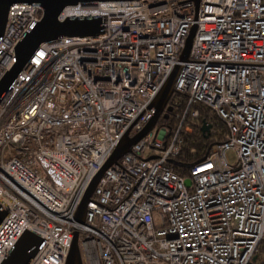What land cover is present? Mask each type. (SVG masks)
<instances>
[{"label": "built area", "instance_id": "obj_1", "mask_svg": "<svg viewBox=\"0 0 264 264\" xmlns=\"http://www.w3.org/2000/svg\"><path fill=\"white\" fill-rule=\"evenodd\" d=\"M43 11L9 7L0 80ZM85 17L102 32L42 42L0 102V263L31 230L45 239L31 264H65L78 230L82 264H264V0H102L58 16ZM177 64L173 96L186 106L104 172L77 222L91 181L152 119ZM200 105L226 130L176 172L185 133L217 132Z\"/></svg>", "mask_w": 264, "mask_h": 264}, {"label": "water", "instance_id": "obj_2", "mask_svg": "<svg viewBox=\"0 0 264 264\" xmlns=\"http://www.w3.org/2000/svg\"><path fill=\"white\" fill-rule=\"evenodd\" d=\"M22 1L40 3L44 9L43 16L41 20L34 23L19 40L16 46V62L5 72L4 76L0 80V102L8 92L16 76L28 63L32 54L42 42L50 41L63 35L95 36L102 32V19L100 17L67 18L63 21L58 18L59 14L66 6L79 3H94L102 0H0V39L5 33L9 7L16 2ZM195 1L197 3L200 2V0ZM195 30L196 26L192 28L186 39L185 46L181 53V61H187L189 59ZM180 69L181 65L177 64L152 102L151 106L154 108L152 119L135 136L131 137L127 132L122 137L111 156L95 175L78 207L76 215L77 222L84 223L87 212V204L92 199L95 187L104 172L113 164L117 163L119 158L126 152H129L135 143L154 129L159 119L164 114L166 108L172 109V106H168V104L175 92V82ZM165 116L167 117L168 114L165 113ZM209 128L210 125L208 124H204L202 126L203 131H208ZM171 162L179 163L175 160H172ZM186 183L189 184L190 181L187 179ZM5 215L6 210L0 206V222ZM44 243L45 239L42 236L33 231L26 230L19 237L17 242L0 264H31L43 247ZM65 264H82L78 230L74 231V237Z\"/></svg>", "mask_w": 264, "mask_h": 264}, {"label": "trees", "instance_id": "obj_3", "mask_svg": "<svg viewBox=\"0 0 264 264\" xmlns=\"http://www.w3.org/2000/svg\"><path fill=\"white\" fill-rule=\"evenodd\" d=\"M186 95H174L170 104L173 107L169 110V117H162L160 122H165L167 124L172 123L173 116L177 111H182L186 106ZM201 115L200 120H209L214 127H216V133L204 132L202 127L196 126L192 132L184 134V143L181 155L178 157L179 163H192L204 157L208 151L212 150L220 141L222 133L226 130L224 123L215 115L209 117L207 116L208 109L205 106H199ZM179 163H174L173 168L176 172L183 173V168L178 166Z\"/></svg>", "mask_w": 264, "mask_h": 264}, {"label": "rangeland", "instance_id": "obj_4", "mask_svg": "<svg viewBox=\"0 0 264 264\" xmlns=\"http://www.w3.org/2000/svg\"><path fill=\"white\" fill-rule=\"evenodd\" d=\"M226 157H227V159L229 160L230 163H234L237 160V154L232 149L227 151Z\"/></svg>", "mask_w": 264, "mask_h": 264}, {"label": "flooded vegetation", "instance_id": "obj_5", "mask_svg": "<svg viewBox=\"0 0 264 264\" xmlns=\"http://www.w3.org/2000/svg\"><path fill=\"white\" fill-rule=\"evenodd\" d=\"M168 106H169V105H168ZM169 110H170L169 108H166L165 112H166V113H168V112H169Z\"/></svg>", "mask_w": 264, "mask_h": 264}, {"label": "bare ground", "instance_id": "obj_6", "mask_svg": "<svg viewBox=\"0 0 264 264\" xmlns=\"http://www.w3.org/2000/svg\"><path fill=\"white\" fill-rule=\"evenodd\" d=\"M84 197V196H83ZM31 231V230H30ZM32 263V262H31Z\"/></svg>", "mask_w": 264, "mask_h": 264}]
</instances>
